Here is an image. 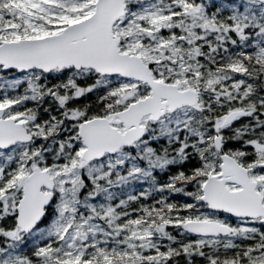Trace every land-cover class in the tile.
Listing matches in <instances>:
<instances>
[{
	"label": "snow or ice",
	"instance_id": "snow-or-ice-1",
	"mask_svg": "<svg viewBox=\"0 0 264 264\" xmlns=\"http://www.w3.org/2000/svg\"><path fill=\"white\" fill-rule=\"evenodd\" d=\"M0 264H264V0H0Z\"/></svg>",
	"mask_w": 264,
	"mask_h": 264
}]
</instances>
